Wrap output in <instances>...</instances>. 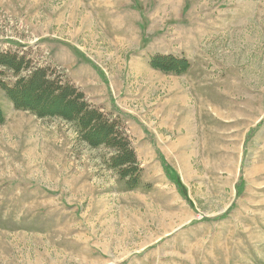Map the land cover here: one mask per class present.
Masks as SVG:
<instances>
[{"label": "rangeland", "instance_id": "374dc122", "mask_svg": "<svg viewBox=\"0 0 264 264\" xmlns=\"http://www.w3.org/2000/svg\"><path fill=\"white\" fill-rule=\"evenodd\" d=\"M0 54L24 61L8 87L63 76L142 170L127 190L110 149L0 88V264H264V0H0Z\"/></svg>", "mask_w": 264, "mask_h": 264}, {"label": "trees", "instance_id": "16d2710c", "mask_svg": "<svg viewBox=\"0 0 264 264\" xmlns=\"http://www.w3.org/2000/svg\"><path fill=\"white\" fill-rule=\"evenodd\" d=\"M22 60L16 54H0V66L13 69L15 74L21 72L24 64ZM187 65L185 59L170 55H156L150 61V68L172 75L185 73ZM0 88L17 110L27 111L43 120L55 118L74 124L80 141L88 147L95 149L104 146L112 151L109 168L124 182L127 190H134L141 185L142 170L126 131L118 122L95 110L85 95L63 76L53 73L49 68L30 69L29 75L17 79L13 86L0 83ZM3 113L0 103V125L5 124ZM164 168L167 173L168 166L165 163ZM170 177L182 198L191 203L180 177Z\"/></svg>", "mask_w": 264, "mask_h": 264}, {"label": "crops", "instance_id": "0c3cea01", "mask_svg": "<svg viewBox=\"0 0 264 264\" xmlns=\"http://www.w3.org/2000/svg\"><path fill=\"white\" fill-rule=\"evenodd\" d=\"M208 15V14H207Z\"/></svg>", "mask_w": 264, "mask_h": 264}]
</instances>
